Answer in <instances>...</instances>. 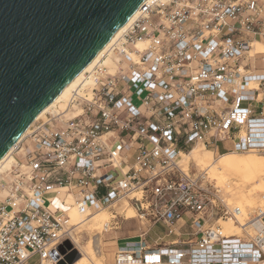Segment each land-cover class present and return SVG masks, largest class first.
Listing matches in <instances>:
<instances>
[{"label":"built area","instance_id":"obj_1","mask_svg":"<svg viewBox=\"0 0 264 264\" xmlns=\"http://www.w3.org/2000/svg\"><path fill=\"white\" fill-rule=\"evenodd\" d=\"M139 8L0 172V264H58L52 253L76 234L68 197L84 214L131 206L149 224L112 264H264V206L241 222L240 206L183 158L195 146L264 154V0Z\"/></svg>","mask_w":264,"mask_h":264},{"label":"water","instance_id":"obj_2","mask_svg":"<svg viewBox=\"0 0 264 264\" xmlns=\"http://www.w3.org/2000/svg\"><path fill=\"white\" fill-rule=\"evenodd\" d=\"M144 1L0 0V159ZM58 252L79 258L69 240Z\"/></svg>","mask_w":264,"mask_h":264},{"label":"bare ground","instance_id":"obj_3","mask_svg":"<svg viewBox=\"0 0 264 264\" xmlns=\"http://www.w3.org/2000/svg\"><path fill=\"white\" fill-rule=\"evenodd\" d=\"M149 1L151 0H145L143 4ZM139 9L140 8L138 7L133 16L130 17L126 21V23L116 31V33L112 36L108 43L97 53L93 60L86 67H84L80 71V73H78L72 79V81L59 93V95L37 115L35 120L44 118L45 114L49 112L58 102L68 99L73 88H75L83 79L84 74L88 70H90L96 64V62L100 60L103 54L122 35L125 29L128 28V26H130L134 22V20H136L139 13ZM256 47L259 50L264 51V45L262 43H256ZM33 122L30 124L24 134L20 137V139H22L30 131ZM16 143L11 146L10 149L6 152V154L0 159V172L10 167L12 162V153L15 149ZM222 155H220L218 159L215 158V160H217L216 162H211L208 158L202 157H214V152L202 146H195L188 153L184 154L183 158L188 163L197 161L196 164L199 165L202 170H207L211 179H215L217 185L221 186L225 190V192L230 193L233 196L235 202L238 203L237 205H239L242 209V213L238 216V219L241 222H244L248 214V208L246 209V206L252 204V198L256 193V188L249 189L248 187L251 184L254 185V183H257V186H259L258 190L264 192V155L261 156L250 152H226ZM65 197L66 196L62 191V193L60 194V198ZM66 203L67 205H70L71 208H75L73 213L70 215L72 219L66 213V217L64 219L68 221V225L74 226L76 230L81 229L80 232L84 230L88 233L100 231L102 228H105V224L108 221L107 212L99 211L91 214L82 213L81 216H79V211L75 206H73L71 197L67 198ZM136 214L137 212L135 211V209L130 208L127 212L126 218H134ZM225 228L230 233L240 232V228L232 222L226 223ZM100 240H96L91 237L88 240H85L83 243L82 238L75 234L74 238L72 239V242L79 252V258L74 264H101V261H103V257H101L102 253L99 245L101 242Z\"/></svg>","mask_w":264,"mask_h":264},{"label":"rangeland","instance_id":"obj_4","mask_svg":"<svg viewBox=\"0 0 264 264\" xmlns=\"http://www.w3.org/2000/svg\"><path fill=\"white\" fill-rule=\"evenodd\" d=\"M223 146H224V144H220V146L218 148V152H223V148H222ZM226 147L231 148L232 143L230 141L226 142ZM255 154H257V153H255ZM258 155L262 156L264 154H258ZM219 157H220L219 154H214V157L203 156L202 158H208L211 162H216L217 160H215V158L218 159ZM184 163L186 165L189 164L190 169L193 171H198V172L207 171V170H202L200 168V166L196 164L197 161H193V162L188 163L186 160H184ZM213 181L216 182L215 179H213ZM254 185L251 184L248 187L249 189L256 188V190H255L256 193L254 194V197L252 198V204H250L249 206H246V209L248 208L247 209L248 214H247L245 220H247L248 217H252L255 214L254 213L255 209L258 206H261V205L264 206V202L261 200V195L264 194V192L258 190L259 186H257L258 185L257 183H254ZM219 187L223 190V192H225V190L221 186H219ZM225 194H226L228 199L230 198V203L235 204V205L238 204L235 202V199L233 198V196L230 193L225 192ZM232 200H233V202H232ZM260 202L261 203L263 202V203L261 204ZM130 208H132V207L131 206H126V207L122 206V207H116V208L110 209V210H105V212H107V214H108V221L107 222H110V223L118 222V225L116 226V228H114L112 230H107L105 228H104L105 229L104 230L102 228L101 229L102 231L101 230L95 231L93 233H88L87 231H84V230L80 232L81 229L76 230L77 236H80L82 238L83 243L85 240H88L91 237L96 239V240L101 239L100 241L102 243L100 242V244H99L100 249H101V253H102L101 257H103V261H101V264H112L113 260H114V255H115L116 250L118 249V246L126 244L127 241L135 239L138 235L144 233L149 228V224L145 220L141 219L138 214H136V216L134 218H130V219L126 218L127 212ZM74 210H75V208L70 207L66 212L67 215L71 219H72V217L70 215L73 213ZM81 214H82V212L79 211V216H81ZM113 215H116L117 217L114 219ZM230 222L231 221H229L228 223H230ZM222 224L225 228L226 223L222 222ZM161 229H162L161 227H155L152 232L147 234L146 239L148 240V242L150 244L154 243L153 241L157 238V236H155V235H156V233L160 232ZM77 232H80V233H77ZM79 234H81V235H79ZM69 241L73 244V242L71 240H69ZM73 246L75 248L74 244H73ZM38 259H39V256L34 255L30 259L29 264H38Z\"/></svg>","mask_w":264,"mask_h":264},{"label":"crops","instance_id":"obj_5","mask_svg":"<svg viewBox=\"0 0 264 264\" xmlns=\"http://www.w3.org/2000/svg\"><path fill=\"white\" fill-rule=\"evenodd\" d=\"M120 246H118V248H119Z\"/></svg>","mask_w":264,"mask_h":264}]
</instances>
